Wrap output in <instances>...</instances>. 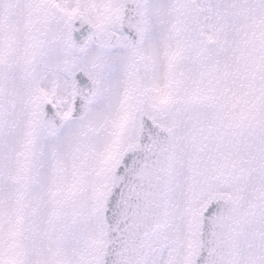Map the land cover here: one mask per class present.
I'll return each mask as SVG.
<instances>
[{
  "label": "snow or ice",
  "instance_id": "1",
  "mask_svg": "<svg viewBox=\"0 0 264 264\" xmlns=\"http://www.w3.org/2000/svg\"><path fill=\"white\" fill-rule=\"evenodd\" d=\"M0 264H264V0H0Z\"/></svg>",
  "mask_w": 264,
  "mask_h": 264
}]
</instances>
